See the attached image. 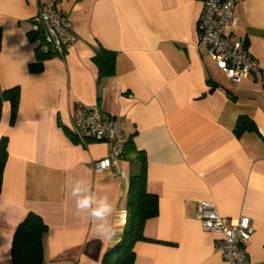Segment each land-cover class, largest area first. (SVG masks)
<instances>
[{"label":"crops","instance_id":"obj_1","mask_svg":"<svg viewBox=\"0 0 264 264\" xmlns=\"http://www.w3.org/2000/svg\"><path fill=\"white\" fill-rule=\"evenodd\" d=\"M41 0H0V90L18 86L10 123L2 103L0 138L7 158L0 188V264H12L11 242L29 212L46 225L42 264H102L127 226L129 179L144 157L145 187L157 214L143 225L133 264H226L220 234L204 230L197 202L212 201L230 223L249 218L246 256L264 260V0L234 7L230 40L240 38L258 71L238 84L201 53L197 22L204 0H58L76 37L63 56L48 55L30 71L40 39H32ZM115 53L114 72L98 76L92 57ZM96 103L113 115L132 149L101 172L93 163L108 141H77L71 113ZM241 117L257 131L236 132ZM87 181L107 194L116 226L112 240L78 215L70 183ZM109 264H113L110 262Z\"/></svg>","mask_w":264,"mask_h":264},{"label":"built area","instance_id":"obj_2","mask_svg":"<svg viewBox=\"0 0 264 264\" xmlns=\"http://www.w3.org/2000/svg\"><path fill=\"white\" fill-rule=\"evenodd\" d=\"M58 0H41L33 17L34 30L41 34L40 49L49 55L63 56L76 41L71 17L59 10ZM241 0H204L197 22L198 43L201 53L212 60L217 68L238 84L245 77L258 71V63L244 47L240 38L230 40L236 25L234 7ZM71 132L78 142L86 140L108 141V154L93 163V170L115 165L123 158V135L113 115H104L96 104L78 102L72 108ZM196 217L206 231L220 234L216 249L226 264H264L247 258L245 244L254 232L247 216L230 223L217 210L212 201L197 202Z\"/></svg>","mask_w":264,"mask_h":264},{"label":"trees","instance_id":"obj_3","mask_svg":"<svg viewBox=\"0 0 264 264\" xmlns=\"http://www.w3.org/2000/svg\"><path fill=\"white\" fill-rule=\"evenodd\" d=\"M32 39L42 40L38 31H31ZM41 44V41H40ZM36 47V61L29 64L30 71H38L42 68V62L49 54ZM115 53L106 49H99L92 59L98 68V76H111L114 72ZM19 88L14 86L0 90V113L2 103L9 102L10 123L13 122L18 106ZM236 132L244 130L257 131L254 123L247 117H241L237 121ZM132 149L130 142L123 145V155ZM7 158V138H0V188L2 182L3 168ZM140 169L132 174L127 189V208L129 211L127 226L123 231L121 239L111 247L103 258L102 264H133L135 253L133 250L136 241L144 239L143 225L145 221L157 214L158 203L155 194L148 193L145 187V163L144 157L139 155ZM46 225L42 218L34 212H29L18 224L11 242L12 264H42L43 242L42 236ZM264 262V260H263Z\"/></svg>","mask_w":264,"mask_h":264},{"label":"clouds","instance_id":"obj_4","mask_svg":"<svg viewBox=\"0 0 264 264\" xmlns=\"http://www.w3.org/2000/svg\"><path fill=\"white\" fill-rule=\"evenodd\" d=\"M75 200L76 212L94 222L97 234L108 240L117 236L116 226L110 223L114 207L107 194L98 195L84 179H76L69 185Z\"/></svg>","mask_w":264,"mask_h":264}]
</instances>
